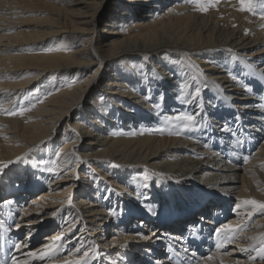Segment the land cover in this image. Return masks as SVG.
Returning <instances> with one entry per match:
<instances>
[{
  "label": "bare ground",
  "instance_id": "1",
  "mask_svg": "<svg viewBox=\"0 0 264 264\" xmlns=\"http://www.w3.org/2000/svg\"><path fill=\"white\" fill-rule=\"evenodd\" d=\"M253 2L0 0V264H264V211L244 204L264 202Z\"/></svg>",
  "mask_w": 264,
  "mask_h": 264
},
{
  "label": "snow or ice",
  "instance_id": "2",
  "mask_svg": "<svg viewBox=\"0 0 264 264\" xmlns=\"http://www.w3.org/2000/svg\"><path fill=\"white\" fill-rule=\"evenodd\" d=\"M194 2L199 3V0H194ZM241 4H242V10H248V11H253L254 8L256 7V5L254 4L253 0H241ZM261 7H264V0H261ZM202 11H207V8L205 7H201ZM201 95V90L199 88H196L195 93L193 94V102H196L197 104V113L200 111V103L198 102V97ZM162 98V97H161ZM150 99V97H149ZM34 107V105H32ZM27 109L25 108H21L19 110V114H23L24 111H26ZM11 115H15L17 114L16 112H11L9 113ZM170 120L173 118H169ZM177 122H181L182 123V128L183 130H188L190 128H194L197 127V120L198 117L196 114H192V115H183V116H177L174 118ZM236 120L238 122L239 117H236ZM162 131V129H161ZM221 131H229V128L227 127V124L221 129ZM25 157H18L16 161H9L8 164H12V163H19L20 161L24 160ZM7 165H3L0 164V168L2 167H6ZM113 167H119V165H113ZM107 195H110V193H107ZM245 205H250L252 207H254L257 210H261L264 211V202L258 201V200H247L244 201ZM115 211V210H114ZM55 215V213H54ZM17 229H19V225L16 226ZM71 229H69L70 231ZM229 231V232H233L235 231V228L231 225H224L223 229H218L217 230V235H219L221 232L223 231ZM142 238L145 240H151L153 239V237L155 236L154 233L148 234V235H144L141 234ZM63 236H56L52 238V242L48 245L45 246L44 249H40L37 251H29L26 255L32 257L33 259H39V260H43L45 259V257L49 256L50 254H52L53 252H59L63 249V245H61L59 242L62 240ZM16 249L19 250L21 248V244L17 243L15 245ZM77 251H79V249H77ZM241 251H246V249H241ZM264 251V250H262ZM89 255L88 252L84 253V257H87ZM83 261V257L80 260H68L65 261L64 264H82ZM12 264H18V262L13 259ZM21 264H30V261H23L21 262Z\"/></svg>",
  "mask_w": 264,
  "mask_h": 264
},
{
  "label": "rangeland",
  "instance_id": "3",
  "mask_svg": "<svg viewBox=\"0 0 264 264\" xmlns=\"http://www.w3.org/2000/svg\"><path fill=\"white\" fill-rule=\"evenodd\" d=\"M23 54H25V53H32V51H29V50H23V51H21ZM99 85H100V82L98 83ZM26 108V107H25ZM27 109V108H26ZM63 142V141H62ZM62 147L63 146H59L58 148H57V150L54 152V153H52V159H53V162L54 163H56V164H54V163H52V167L54 166V168L56 167L57 168V166H59L58 164V162L56 161V159H57V157L56 156H58L59 155V153H60V150L62 149ZM55 154V155H54ZM30 163V162H29ZM31 165H33V164H30L28 167H26L27 169H30V168H32V167H34V165L33 166H31ZM30 167V168H29ZM20 168H25V166L24 165H21V167ZM15 169H17L16 167H15ZM16 172V171H15ZM48 182V181H47ZM48 183H46V185H47ZM20 187H22V186H20ZM22 189V188H21ZM6 197V195H4L2 198H0V204H2V202L4 201V199H6L5 198ZM231 210L234 208V206L233 205H231ZM230 216V215H229ZM228 215H227V217H229ZM17 217H18V214H16L15 215V221L17 220ZM219 222H221V219H219L217 222H215V227L217 226L216 224L217 223H219ZM81 228V227H80ZM80 228H78V229H76L72 234H71V238H75V236L79 233V231H80ZM25 234V233H24ZM23 234V235H24ZM22 237V236H21ZM42 237V236H41ZM66 238V237H65ZM64 238V239H65ZM136 241V243H142V242H138V241H141L142 240V238L140 237V238H137V239H135ZM65 241H66V239H65ZM18 243V242H17ZM16 243V244H17ZM41 243V240L40 239H37V241L33 244V246H32V249H35L36 247H38L39 246V244ZM15 244V245H16ZM75 246L72 244L69 248L71 249V251L73 250V248H74ZM260 254L262 253V252H259ZM264 253V252H263ZM204 253H199V257H197L196 258V262H195V264H199L200 263V259L202 258L201 256L203 255ZM260 254H258V255H260ZM264 255V254H263ZM95 264V263H94Z\"/></svg>",
  "mask_w": 264,
  "mask_h": 264
}]
</instances>
